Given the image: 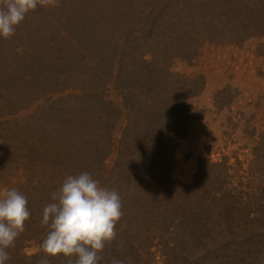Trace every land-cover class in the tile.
<instances>
[{
  "label": "trees",
  "instance_id": "16d2710c",
  "mask_svg": "<svg viewBox=\"0 0 264 264\" xmlns=\"http://www.w3.org/2000/svg\"><path fill=\"white\" fill-rule=\"evenodd\" d=\"M36 9L11 37L0 36V184L27 198L28 239L42 245L52 193L69 175L88 172L122 204L100 264L113 257L143 264V254L161 244L184 264L212 242L222 245L214 250L221 259L243 258L240 244L256 251L264 201L250 186L243 191L227 159L202 158L193 184L176 176L174 154L194 117L189 101L206 80L174 66L195 60L207 44L264 36V0H63ZM58 92L66 95L34 108ZM242 220L250 225L233 227ZM14 249H6L5 264H68L42 248L31 256Z\"/></svg>",
  "mask_w": 264,
  "mask_h": 264
},
{
  "label": "rangeland",
  "instance_id": "374dc122",
  "mask_svg": "<svg viewBox=\"0 0 264 264\" xmlns=\"http://www.w3.org/2000/svg\"><path fill=\"white\" fill-rule=\"evenodd\" d=\"M62 1L50 0L45 5L59 6ZM77 5L75 7H79ZM31 11L38 12V9ZM147 27L150 28L148 23ZM174 69L189 75H203L206 80L203 93L189 101L194 117L186 138L179 142L174 154L177 178L183 183L193 184L197 180L202 158L212 161L227 159L243 191L247 193L250 186L256 192V197L264 201V143H261L264 132V36L252 37L242 45L207 44L195 60H176ZM63 95L66 94H51L40 100L34 108L49 105L55 99L61 100ZM116 158L117 153L114 151L108 159L110 168L115 165ZM5 189L8 186L0 184V198ZM246 222L242 220L233 227L241 229L250 225ZM29 235L33 236V233L28 230L19 235L18 243H14V253H18V249L22 255L31 256L41 251L38 241L28 239ZM254 241L257 243L255 237ZM261 241L263 243L255 247L258 249L249 253L247 248L252 246L249 243L247 247L240 244L246 250L241 259H221L220 249L214 250L222 248V245L218 242L207 243L200 246V251L192 253L189 261L190 264H262L264 239L258 238V243ZM180 243L177 240L170 244ZM152 248L154 255L144 253L140 258L143 264H184L181 257L166 249L164 244ZM259 248L262 250L259 251ZM21 263L13 260L7 264Z\"/></svg>",
  "mask_w": 264,
  "mask_h": 264
},
{
  "label": "clouds",
  "instance_id": "9594fccd",
  "mask_svg": "<svg viewBox=\"0 0 264 264\" xmlns=\"http://www.w3.org/2000/svg\"><path fill=\"white\" fill-rule=\"evenodd\" d=\"M38 2L45 5L50 0H4L0 9V36L11 37ZM51 199L53 202L42 212V224L49 228L41 245L43 251L50 256L63 254L68 264H100L104 260L100 253L116 238V224L123 215L119 193L101 186L90 173L83 172L69 175ZM27 204V198L16 189H5L0 198V264L10 258L6 249L25 230V222L31 215ZM40 264H48V260ZM111 264L125 262L113 257Z\"/></svg>",
  "mask_w": 264,
  "mask_h": 264
}]
</instances>
